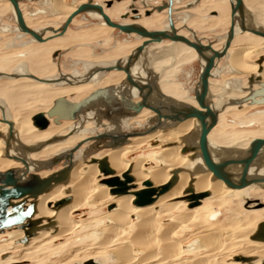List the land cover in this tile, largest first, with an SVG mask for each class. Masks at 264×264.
Masks as SVG:
<instances>
[{
    "label": "bare ground",
    "instance_id": "bare-ground-1",
    "mask_svg": "<svg viewBox=\"0 0 264 264\" xmlns=\"http://www.w3.org/2000/svg\"><path fill=\"white\" fill-rule=\"evenodd\" d=\"M23 1H21L20 5L24 13ZM79 1L82 0H73L72 3H68L67 0H42L40 5L43 9H41L40 14H45L47 18L62 17L67 20L79 6L76 5ZM143 1L146 3V8H148L150 1L160 2V0ZM164 1L166 2V0ZM197 1L199 0L189 5H193L194 7ZM228 1L231 5V1ZM233 1L235 2L236 0ZM0 2L11 5L6 0H0ZM120 2L122 1L118 3ZM178 2L179 0H174V22L180 35L187 37L186 33L180 32V26L183 25L196 31L191 26V24L194 25L196 23V20L194 21L193 18H190V13L184 14L183 12L182 15H179L178 10L182 6L178 7ZM210 2H212L211 4L215 3L218 5L220 9L218 11L226 16V8L228 7L224 3L222 4L214 0L202 1L203 4H210ZM244 3L246 6L247 23L264 31V1L260 0L259 7L257 5L250 7L245 0ZM104 4L105 2H102V5ZM120 8L122 9L121 5L111 12V10L105 7V11L108 16H111L114 12L119 11ZM156 8L154 7V11ZM185 9H188V6ZM12 10L17 25L15 32L18 33V37H30V39L24 43H18L13 40L8 44V51L10 49L13 51L25 49L27 46L38 43L31 36L20 32L13 7ZM227 13L229 23L231 24L230 7ZM81 16H85V19L88 16L91 19L98 20L102 27H106L109 30L113 29L105 24L102 16L98 13L89 12ZM24 17L28 26L31 27L32 23L28 21L25 13ZM162 19L163 25L157 31H167L168 23L165 21L163 15H157L156 13L150 19L134 23L150 29L160 25ZM215 20L211 19L210 22H207L212 23ZM51 29L56 32L59 30L58 27L51 26L44 30L36 31H40L38 33L43 34L45 38H50L51 36H55L50 31ZM133 35L136 34H130L124 42L132 43V41L142 40L140 36ZM226 35L223 38L225 41ZM247 35H250V38H246ZM166 41L153 43L146 48L144 53L136 59L131 69L132 77L135 81L137 79L134 76L147 80V83L138 82L144 85L150 84L149 82L153 81L157 84L160 92L167 98L198 107L195 99L197 87L190 86L185 93H177L172 90V87L168 85L169 81H165L164 77L166 78V72L168 73L170 68L188 59L199 60L202 70L205 62L194 49L187 45ZM38 44L42 46H38L35 50L44 51L46 49L43 46L45 43ZM263 48L264 38L250 32H242L240 22L237 19L236 37L226 56L227 59H225L226 57L224 58L227 60V66L229 67L226 73L230 77L222 85L216 86L218 90L216 88L215 91L212 90L210 85H212L213 78L217 77L221 71L218 70L220 60L216 63L209 81L210 104L215 111L219 112L217 126L227 107H236L244 111L245 106H256L251 105L250 102L242 104H235V102L246 99L249 97L251 91L259 89V83H264V63L260 65L257 62L260 57H264V54H262ZM129 56L130 54L122 55L121 57H126L124 59H119L120 56H117L96 61L79 58L77 59L78 61L73 63L69 74L64 72L60 76H57L59 71L53 77H46L45 64H39L42 68L32 71L30 65L27 63L18 62L11 73L8 74L1 71L0 81L21 82L27 80L30 83L20 86L14 97H12L13 91L8 85L0 83V110L2 113V117H0V172L14 169L20 175L23 173H27V176L36 174L41 178H46L62 169L57 171L52 170L56 165L53 162L56 157H70L69 155H71V151L76 145L94 138L95 135L144 131L154 125V122L150 120L155 119L156 115L151 111L152 114L149 109H143L133 119L120 120L112 124H101L99 119L95 117V112L91 108H88L79 120L56 123L52 119L56 125L63 122L65 124L49 128L50 124L48 126L49 129H40L35 124H32V120L31 122H20L16 117L12 116L6 102L2 99L7 98L11 108H15L16 112H19V109L24 104H34L46 100L56 101L60 98L68 99V97L75 95H79L81 99H84L97 88L111 87L110 94L119 97L123 94L128 99L132 97L137 103L140 100L138 92L123 81L125 78L123 73L112 71L113 73L109 76L100 78L108 74V72L97 71L100 68L113 66L118 60L126 63ZM0 61L5 64L6 58H1ZM79 65L81 66L79 67ZM158 67H161V69ZM29 75H34L46 82L31 79ZM114 75L115 77L112 78ZM241 75L244 79L235 78L241 77ZM252 76L256 79L254 86L249 85V78ZM247 79L248 84L246 83ZM39 87H45L47 90H39ZM242 95L244 97H240ZM152 102H154V99ZM257 112H264V110H258ZM38 113L43 114L46 112L44 108H40L35 113L27 112L23 116L27 118L32 114L34 118V116L39 115ZM144 114L148 115L144 117ZM92 117L94 118L92 119ZM217 126L208 136L210 150L217 163H221L227 158L246 156L250 150L251 143L255 139H264V127H261L263 129L260 130L222 135V138H213L212 134L216 132ZM31 131L33 133H30ZM10 133H12L11 138ZM199 133V123L194 119H189L175 128L160 129L147 135L130 137L124 145L117 148L104 149V145H101L103 146L102 149L98 146L86 145V148H82L69 159L73 163V168L68 179L64 182L53 184L48 192L41 194L35 200V216L33 219L40 220L41 224L36 227L34 236L28 237L27 243H22V240L26 238V229L24 228L14 227L6 230L4 233H0V240H2L0 242V264H13V262L23 264L36 261L35 259H39L40 252L46 251V247L50 243H57L62 239L72 238L73 236L76 241L80 240L82 238V229L84 231L85 227H90L89 231L85 234L88 238L90 236L100 237V241L96 245L97 247L93 248L91 243V245L89 244L84 249L71 250L68 254L66 253L67 255L64 258L52 264L69 262L82 256L91 257L96 254L100 255L106 251L111 253V258H113L115 264H263L264 242L251 239L259 225L257 226L256 224L254 228L249 230L251 228L249 221H254L256 217H264V212L251 211L254 209L250 206L252 203L251 194L264 193V183L236 190L228 187L221 180H215L214 175L206 168L200 151L182 154V149L185 145L182 138L191 134L194 143L197 144ZM37 139L39 140L36 141ZM32 140L35 141L32 142ZM146 146L149 147L150 152L145 155L138 154L139 150ZM46 155L51 156L43 159L42 157ZM104 159L107 161L112 173L105 174L100 169V162ZM22 161H25L26 165ZM69 161H65L64 159L62 162L68 163ZM151 162L155 164L154 167L147 166ZM43 170H48V172L42 173ZM174 171H178V182L170 191L159 196L152 205L146 207L134 205V201L136 200L134 193L146 189L145 183L147 181H150L154 188L161 187L172 179ZM241 172V165L234 166L229 170V173L236 179L239 178ZM125 174H129L133 178V181L129 182L133 187L129 189L128 194L113 195L111 191L114 188L108 186L105 181L115 177L125 181ZM249 177L264 178V148L260 151L258 159L252 164L249 170ZM189 189H192L193 194L209 192L210 195L200 200L198 206L190 208L189 201L186 199L180 200L182 197L191 195ZM67 198L70 199L67 204L62 207H56L59 201ZM238 198L239 206L242 210L238 209L241 212L237 214L238 224H235L236 227L232 224L222 225L221 227L211 224L212 229H203L204 223H207L206 219L208 216L210 221H215L219 216L218 213L213 211L205 217L206 213L213 208V205H217L216 202L210 204L211 201L225 199L231 202L238 201ZM90 206L111 207L102 217H96L97 219L91 217L92 220L83 221V217H78V215L82 210ZM176 212H179V214H175ZM97 221L102 224L100 228L94 226V223ZM193 225L197 228V232L188 233V236L184 238L178 235L183 228L189 226L190 230ZM228 228L238 229V231L233 233L234 235H231L228 232ZM187 239H191V244L185 246L184 243ZM55 249L58 251L59 246L55 247ZM231 249H235V252H230ZM9 253H18V255L7 257ZM192 253H197L196 255L194 254V258L181 259V257ZM45 255L47 256V254ZM237 258H251L252 262L237 261ZM33 264L37 263L33 262ZM94 264H98V261L94 260Z\"/></svg>",
    "mask_w": 264,
    "mask_h": 264
},
{
    "label": "water",
    "instance_id": "water-1",
    "mask_svg": "<svg viewBox=\"0 0 264 264\" xmlns=\"http://www.w3.org/2000/svg\"><path fill=\"white\" fill-rule=\"evenodd\" d=\"M6 1H9L14 9L20 32L31 36L38 43H47L56 37H63L67 33L74 19L89 12L100 14L108 27L118 30L121 34H136L145 40L128 57L126 63L118 60L111 67L97 69V71L101 72L109 73L112 71H119L125 73V82L130 87L136 88L139 91L140 100L137 103L134 102L132 97L128 99L127 97H124L123 94V96H120L119 99L111 97L110 91L112 89H98L91 93L86 99L78 103L70 102L65 98L56 100L54 106L49 111L48 116L49 118L54 119L56 123H59L60 121L74 120L85 107L95 103L96 106L104 108V111H102L103 119L114 123H117L122 118L134 117L142 112L143 109H149L156 115L155 119L150 120L151 122H154V125L144 131L103 133L94 139H88L83 143L78 144L74 149H72L71 155H69L70 157H56L53 161L54 164L62 162L64 159L65 161H69L71 156L88 141L104 142L105 149L117 148L124 145L130 137L147 135L160 129L175 128L189 119H194L200 125L198 142L197 144L194 143L191 134L183 137L182 141L185 145L182 149V154H186L191 151H200L204 164L208 171L214 175V179L223 181L232 189L241 190L250 185L264 183V178L249 177V170L252 164L258 159L260 151L264 148V139H255L251 143L250 150L246 156L241 158H227L221 163H217L214 160L208 140L209 134L217 126L219 120V112L215 111L210 104L209 81L212 76V71L216 67V63L227 56L232 46L236 37L237 19L240 22L242 32H250L258 37L264 38V31L247 23L244 0H236L235 2L230 0L231 25L227 32L224 46L220 50L214 48L212 41L205 42L201 38H198L197 34L189 28L185 27V29L192 33V38L179 34L173 18L174 0H168L156 8L158 12L168 11L169 31H151L141 25L115 22L105 11V7L107 9L111 8L114 5L115 0L105 2V6L94 2L93 0H88L86 3L77 7V9L68 17L57 32L51 29L50 31H52L55 36L50 38H45L43 34L38 33L36 30L28 26L20 5L22 0ZM137 2L138 0H132V5L130 7L131 13L133 14V21L139 20L142 17L140 11L135 6V3ZM199 2L200 1H197L196 4ZM192 7L193 5H188V8ZM145 15L146 17H150L152 15V11L147 10ZM129 16L130 14H126L121 17V20H126ZM17 38L22 37H18L17 35ZM166 40L187 45L188 47L194 49L198 56L205 62L199 77L197 89L195 90V99L198 107L169 99L160 92L156 83L153 85H144L136 82L132 77L131 69L135 64L136 59L144 53L146 48L153 43H161ZM60 54L61 51L54 53V58H57ZM258 63L262 65L264 63V57H260ZM29 77L36 81L46 82L38 79V77L34 75H29ZM255 84L256 79L254 76L250 77L249 85L254 86ZM153 99L154 102H152ZM246 102H250L251 105L256 106L264 105V83H259V89L251 91L249 97L236 101L235 104H242ZM34 124L40 129H46L50 125V121L44 114H39L34 117ZM11 136L12 133H10V138ZM7 146L9 147L8 144ZM22 163L26 165L25 161H22ZM239 165L242 166V172L239 178L236 179L231 173H229V170L232 167ZM72 168V161H69L68 163L65 162L64 167L61 170L46 178H41L36 174H30L27 176V173H23L20 175V173L14 169L0 172V233H4L6 230L14 227L24 228L26 229V238L22 240V243H27L28 237L34 236L36 227L41 224L40 220L33 219L35 216V200L41 194L48 192L53 184L66 181L72 171ZM100 169L105 174L112 173V170L105 159L100 162ZM124 179L125 181H122L120 178L115 177L106 180L105 183L114 188L111 191L113 195H125L128 194L130 189L128 183L133 181V178L130 177L129 174H125ZM177 182L178 171L173 172L172 179L168 183L158 188L152 187V183L147 181L145 183V186L147 187L146 189L134 193L136 197L134 205L138 207L152 205L156 202L159 196L170 191ZM189 192L191 195L185 198L190 202V208L198 206L200 200L207 198L210 195L209 192L193 194L192 189H189ZM69 201V198L62 199L56 204V207H62ZM262 207L263 205L260 203L258 208ZM251 239L254 241L264 242V222L259 224L256 233L251 237ZM236 260L247 263L252 262L251 258H237ZM86 264H94V261H90Z\"/></svg>",
    "mask_w": 264,
    "mask_h": 264
},
{
    "label": "rangeland",
    "instance_id": "rangeland-1",
    "mask_svg": "<svg viewBox=\"0 0 264 264\" xmlns=\"http://www.w3.org/2000/svg\"><path fill=\"white\" fill-rule=\"evenodd\" d=\"M41 1L42 0H32V1L24 0L23 1L24 13L27 16L28 21H30L32 23L31 28L44 30L46 25L47 26L53 25L55 27H60L66 20H64V18H62V17L47 18L45 16V14L41 15L40 11H41V9H43L42 6L40 5ZM94 1L102 4V2H107L110 0H94ZM195 1L196 0H179L180 3L178 2V4H179L178 7L182 6L178 10L179 15H182L183 12L194 13V15L192 14L190 18H193L194 21L196 20L195 21L196 23L194 25L191 24V26L193 27V29L196 30V32L198 31L196 33L197 37L198 38L203 37L205 40L213 41L215 48H217L218 43H220L221 44L220 48H222L223 44L225 43V40L223 38L227 34V32L230 28V25H231L229 23V16L227 13L228 8L230 7L229 1L222 2V4L224 3V5L228 7V8H226V16H224L220 12L221 13L220 19L215 20L212 23H208L207 21L210 22L213 17H209L208 19L204 20L202 18V16L204 14H206V12H211L213 10H220L218 8V5H216L215 3L211 4L212 2H210V4H208V3L203 4L202 3L203 0H199L200 2L198 4H196L194 7L185 9L189 4H193V2H195ZM261 1H264V0H261ZM67 2L72 3L73 0H67ZM86 2L87 1L84 0V2H83V0H82V1H79L78 3H76V5L77 4L79 5L81 3H86ZM115 2L118 3L119 1L115 0ZM156 2L157 1H151L150 4L148 5V8H146V5H145L146 3H144L140 0V2L139 1L137 2L136 6L139 9L142 8L143 10H149L151 7H153V5H156V6L158 5L159 2L158 3H156ZM245 2L250 7L253 5H257L258 7L260 6V0H245ZM116 6H119V5H116ZM119 11H121V8ZM119 11H117L116 13L114 12L112 14V16L115 18V20H114L115 22L124 23V22L130 20L131 16H129L128 19L122 21L120 18L121 14H119ZM156 14L159 15V13H156ZM86 17H87V19H85V16H80V17L75 19L74 23L71 24L68 33L64 37L61 38V39H63L65 37H67V38L72 37L71 38L72 40L69 39L71 41L67 42L65 45L64 44L63 45L58 44V45H52V46H45L46 49L44 51H39V50L34 49L35 45L33 44V46H31L30 48L27 47L25 49H16L14 52H11L9 55L6 54V56H5L4 53L5 52L7 53V51H8V44H10L13 40H15L18 43L28 42V37L17 38L18 33L15 32L17 25H16V21L14 20V13H13L12 7H11V5H7V4L0 2V59L6 58L5 64L3 62L1 63V61H0V72L4 71V72L9 74L12 72L13 68L15 67V65L18 62H25L28 65H30V68L32 71L34 69L42 68L39 64H45L46 77H53V76H56L57 72H56L54 65L51 64V61L49 58H50L51 53L56 49H64V51H61V54L58 56V59L60 61V64H62L63 70L70 72V70L72 69L73 63L75 61H78L77 59H79V58L80 59H82V58L83 59H89L91 61L92 60L96 61V60L104 59V58H114V57H117L120 55H128L131 53V51L133 50L134 47H136L137 45L140 44V41H133L132 43H126V42L122 41V40L128 38L126 34H120V32L118 30H114V29L109 30L106 27H102L100 25V21L95 20V19H91L88 16H86ZM162 21H163V19L161 20L160 25L154 26V27L150 28V30H155V31L159 30L160 27H162V25H163ZM3 30H7V31H3ZM180 30H182L183 33L189 32L188 30L185 29V27H183V25H182V28ZM188 34L190 37L193 36L190 32ZM249 36L250 35H247L246 38H250ZM98 40H103L104 43L101 44L100 41H98ZM55 41H53V42H55ZM77 41H80L78 43H81L82 45L81 44H80V46L75 45L74 49L71 48L68 50L67 47H70V46L73 47V45ZM48 43H51V42H48ZM54 44H56V43H54ZM88 45H91V47H88ZM113 47H115V48H113ZM65 49H67V50H65ZM262 54H264V50H263ZM225 59H227V57ZM225 59L224 60L222 59L220 61L219 66H218V70H221V71H220V73H218L217 77L213 78L212 85H210L212 87L213 91H215L216 89L218 90V87H216V86L222 85L230 77V75L226 73L229 70V67L227 66V62H226L227 60H225ZM79 62H82V61H79ZM166 64H168V63H166ZM168 65H170V64H168ZM80 66L81 65H79V67ZM158 68L161 69V67H158ZM222 70H224V71H222ZM201 71H202V65L199 62V60L188 59V60L178 64L177 66L170 68L169 72L168 73L166 72V75H165L166 78L164 77V80L169 81L168 85H170L172 87L173 91L183 94L187 91V89L190 86L191 87H197ZM113 77H115V75L112 76V78ZM235 78L244 79V77L242 78V75H241V77L238 76ZM115 82H118V81H115ZM0 83L8 85V87L13 91L12 97H14L16 95V91L19 90L20 86L27 85L30 82L27 80L21 81V82L20 81L10 82L9 80H3V81H0ZM246 83L248 84V79H247ZM247 84H246V86H247ZM44 89L47 90L45 87H39V90H44ZM88 90H90V89H88ZM17 94H18V92H17ZM70 97H73V96H70ZM70 97H68V98H70ZM74 97H75L74 101H79L81 99L80 98L81 96H79V95H75ZM240 97H244V95H242ZM2 99L4 100V102H6L8 108L11 112V115L16 117L20 122H24V121L25 122H27V121L31 122V120L33 119L32 114L29 115L27 118L24 117L25 114H27V112L35 113V112L39 111L40 108H42V109L44 108L45 112H47L48 108L54 104L53 100L41 101V102L34 103V104H26V105L24 104L19 109V112H16V109L15 108L12 109L11 106L9 105L7 98H2ZM258 110H260V111L264 110V105L263 106H253V107L252 106L251 107L245 106L244 111H241V110H239V108H236V107H231V108L227 107L225 112L222 114L220 123L216 128V132H214L212 134V137L213 138H215V137L222 138V135H229V134H234V133H241V132H246V131H255V130L263 129L261 127H264V112H257ZM147 115L148 114H144V117H146ZM32 124H33V120H32ZM52 127H56V126H52ZM30 133H33V131H31ZM231 136H232V138H234L233 135H231ZM38 140L39 139H37L36 141H38ZM34 141L35 140H32V142H34ZM149 150L150 149L147 146L142 147L139 150L138 154H140V155L141 154H144V155L148 154V152H150ZM50 156L51 155H46L42 158L46 159ZM133 156H136V155H133ZM147 166L148 167H154L155 164H153V162H151ZM63 167H64V162H59L58 164L55 165V167H53L52 170L57 171ZM46 172H48V170L42 171V173H46ZM122 181H124V180H122ZM130 185H131V183H128L129 188H132L133 185H131V186ZM253 197L263 198V200H264V193L258 192V193L251 194V198H253ZM183 199H186V198L182 197L180 200H183ZM222 200L221 201L216 200V201L210 202V204L216 202L217 205H213V208L208 213H206L205 217H207L208 214L210 212H213V211H215V213H218L219 216L215 221H210L209 216H208L206 219L207 223H204L203 229H205V230L212 229L213 227L211 224H215L214 226H216V227H221L222 225H231V224L235 226V224H238L237 214H239L241 212L240 210H242L238 205L239 202L238 203H237V201H231L230 202V201H226L225 199H222ZM263 200H261V202H264ZM110 207H101V206L100 207H91L90 206V207H87L86 209L82 210L79 213L78 217H83L82 218L83 221H90V220H92L91 217H94L93 219H97L98 217H102L103 215H105L108 212V209H110ZM238 209H240V210H238ZM261 212H264V210ZM175 214H179V212L178 213L176 212ZM236 218H237V220H236ZM263 218L264 217H256L254 221L250 220L249 223L251 225V228L249 230L254 228L256 224L258 226L260 223H262L264 221ZM247 220H249V219H247ZM101 225L102 224L99 221L94 223V226H96V228H100ZM187 227L183 228L182 231L178 234L180 236H183L182 238L188 236V233H191V232L193 233L195 231L197 232V230H196L197 228L194 225L191 226L190 230H189V226H187ZM89 229H90V227H85L84 231L82 229V233H81L82 238L78 241H76L74 239V236H73L72 238L68 237V238L62 239V240L58 241L57 243H50L46 247L47 248L46 251L44 250V251L40 252L41 256L39 255V257H38L39 259H35L36 261H32V262L30 261L28 263H23V264H33V262H35L37 264H52V263L57 262L60 259L64 258L71 250L84 249L89 244L91 245V243L93 245V248L97 247L96 245L100 241V237L99 236H97V237L90 236L88 238V236H86L85 234L89 231ZM236 231H238V229L228 228V232L231 235H234L233 233H235ZM1 241L2 240H0V242ZM184 244H185V246L190 245L191 239L190 240L187 239ZM58 246H59V250L57 251V249H55V247H58ZM9 247H11V246H9ZM230 252H232V253L235 252V249H231ZM45 254H47L48 257ZM194 254L196 255L197 253L187 254L184 257H181V259H183V260L184 259H192L195 257ZM16 255H18V253H9L7 255V257L8 256H16ZM42 256H43V258H42ZM94 260L98 261V264H115V262L113 261V258H111V253L109 251H106L105 253H102L100 255L96 254V255H93L91 257L90 256L89 257H83L82 256V257L76 258L74 260H70L69 262L65 261L62 263L63 264H86V263H89L90 261H94ZM13 264H20V263L13 262Z\"/></svg>",
    "mask_w": 264,
    "mask_h": 264
},
{
    "label": "flooded vegetation",
    "instance_id": "flooded-vegetation-1",
    "mask_svg": "<svg viewBox=\"0 0 264 264\" xmlns=\"http://www.w3.org/2000/svg\"><path fill=\"white\" fill-rule=\"evenodd\" d=\"M139 2H140V0H138ZM142 2H144L143 0H141ZM166 1H168V0H166ZM214 1H216V2H220V3H222V2H224V0H214ZM226 1H228V0H226ZM151 2V1H150ZM150 2L148 3V5L150 4ZM165 1L164 0H160V2L158 3V5L156 6V5H153V7H151L149 10L150 11H152V15L150 16V17H146V15H145V13H146V11L147 10H143L142 8L141 9H139L138 8V10L140 11V14H141V19H139V20H136V21H133L132 20V16H133V14L131 13V10H130V7H131V5H132V0H124V1H122V2H120V3H117V2H115L114 3V5H113V8H111V9H108V10H111V11H113L117 6L116 5H121L123 8L121 9V12L119 13V14H121L120 15V18L122 17V16H124V15H126V14H130V16H131V18H130V20L129 21H126V22H124L125 24H136V23H134V22H139V21H142V20H145V19H150L151 17H153V15L155 14V13H159L157 10H155L154 11V7H159V6H161L163 3H164ZM145 3V2H144ZM157 3V2H156ZM137 4V3H136ZM124 9V10H123ZM124 11V12H123ZM230 11H231V5H230ZM185 13V12H184ZM220 12L218 11V10H213V11H211V12H206V14H204L203 16H202V18L204 19V20H206V19H208L209 17H213L212 19H219L220 17H221V14H219ZM163 15V17H164V19H165V21L168 23V29H167V31H169V22H168V11L166 10V11H164V12H162V13H159V15ZM192 14H194V13H190L189 15L191 16ZM145 15V16H144ZM174 15V17H175V14H173ZM176 15H177V13H176ZM173 17V18H174ZM145 18V19H144ZM15 20V19H14ZM65 20V19H64ZM113 21L115 20V18H113L112 19ZM123 23V24H124ZM176 25V24H175ZM51 26H53V25H51ZM51 26H47V27H45L44 29H46V28H48V27H51ZM144 27V26H143ZM184 27V26H183ZM182 28V26L180 27V29ZM33 29V28H32ZM58 29H59V27H58ZM112 29V28H111ZM35 30H39V29H35ZM148 30H150V29H148ZM187 30V29H186ZM192 30V29H191ZM69 31V30H68ZM151 31H155V30H151ZM194 31V30H193ZM38 32H40V31H38ZM180 32H183L182 30H180ZM195 33H196V31H194ZM68 33V32H67ZM187 34V37H189V38H191V37H193V36H189V32H186ZM46 34H48V33H46ZM180 34V33H179ZM192 34V33H191ZM129 35H127V37H128ZM133 36H137V35H133ZM52 37V36H51ZM139 37V36H138ZM28 39H30V37H28ZM56 39H59V38H55V39H53V40H50V41H48V42H53V41H55ZM127 39V38H126ZM125 40V39H124ZM124 40H122V41H124ZM98 41H100V43L102 44V43H104L103 42V40H98ZM145 40H141L140 41V44L139 45H137L136 47H134L133 48V50L131 51V53L134 51V49H136L137 47H139L143 42H144ZM48 42L47 43H45V45H43V46H47V44H48ZM133 42V41H132ZM166 42H170V41H166ZM36 44H38V43H36ZM35 45V44H34ZM49 45V44H48ZM92 45V44H91ZM91 45H88V47H91ZM31 46H33V44L32 45H30V46H27L28 48L29 47H31ZM115 46V45H114ZM93 47V46H92ZM113 48H115V47H113ZM74 49V48H73ZM65 50H67V49H65ZM69 50V49H68ZM112 50V49H111ZM58 51H64V49H56V50H54L52 53H51V55H50V61H51V64L52 65H54L55 67H56V72H57V74H58V72H59V74L57 75V76H60L61 74H63L64 72L65 73H67V74H69V71H66V70H63V67H62V64H60V61H59V59H58V57L57 58H54V53H56V52H58ZM131 53H130V55H131ZM124 58H126V57H120L119 59H124ZM116 60H118V59H116ZM111 61H115V60H111ZM110 61V62H111ZM58 67V68H57ZM62 72V73H61ZM113 72H110V73H108V74H106V75H104V76H102V77H100V78H103V77H107V76H109L110 74H112ZM120 73H123V72H120ZM124 75H125V78H124V80L123 81H125L126 80V74L125 73H123ZM134 76V75H133ZM134 78H136L137 80V82H140V81H142V82H144V83H147L148 81L147 80H145V79H140V78H138V77H135L134 76ZM150 84H155V82H153V81H151V82H149ZM157 85V84H156ZM105 88H108V87H105ZM105 88H97V89H95L94 91H96V90H98V89H105ZM111 87H109L108 89H110ZM133 89H135L137 92H138V96H139V91L136 89V88H133ZM123 90V89H122ZM94 91H92L91 93H93ZM90 93V94H91ZM89 94V95H90ZM88 95V96H89ZM111 95V97H115L116 99H119L120 97L119 96H115V95H112V94H110ZM87 96V97H88ZM122 96V95H121ZM86 97V98H87ZM74 96L73 97H70V98H68L67 100L68 101H70V102H74V103H78V102H80V101H82V100H84V99H86V98H84V99H82V100H79V101H74ZM133 100H134V98H133ZM55 102V101H54ZM135 102V101H134ZM55 104V103H54ZM54 104L52 105V107L54 106ZM52 107L46 112V113H43V114H45V116L49 119V121H50V126H49V128L51 127V126H59V125H62L64 122H67V121H64L63 123H61V124H59V125H56V124H54V122H53V120L52 119H50L49 117H48V113H49V111L52 109ZM88 108H91L92 109V111H94L95 112V117H97L98 119H99V121H100V123L101 124H112V123H114V122H111V121H108V120H106V119H103V117H102V111H104V108H101V107H99V106H96V104L95 103H93V104H90V105H88L87 107H85L81 112H80V114H78L77 115V117L74 119V120H70V121H76V120H79L82 116L81 115H83L84 113H85V111L88 109ZM151 112V111H150ZM152 113V112H151ZM39 114V113H38ZM153 114V113H152ZM37 115V114H36ZM0 117H2V113H1V110H0ZM35 117V116H34ZM33 118V117H32ZM94 117H92V119H93ZM34 119V118H33ZM32 119V120H33ZM129 119H133V117H127V118H122L121 120H129ZM120 121V120H119ZM33 124H34V121H33ZM65 124V123H64ZM48 128V129H49ZM146 130V129H145ZM127 132H130V131H127ZM103 134V133H102ZM98 135H101V134H98ZM98 135H95V137H97ZM94 137V138H95ZM90 138V137H89ZM94 138H92V139H94ZM86 145L88 146V145H91V146H98V147H100V148H102L103 146H101V145H104V149H105V144H104V142H101V141H88V142H86V143H84L80 148H79V150H81L82 148H86ZM100 145V146H99ZM77 146V145H76ZM75 146V147H76ZM102 148V149H103ZM78 150V151H79ZM101 150V149H100ZM78 151H76L75 153H74V155L78 152ZM264 190V189H263ZM238 200H239V198H238ZM261 200H263V198H256V197H253V198H251V201H252V203H251V207L254 209V210H251V211H263L264 210V207L263 208H258V205L261 203L262 205H264V202H261ZM264 201V200H263ZM239 201H237V203H238ZM238 205H239V203H238ZM248 205V206H249ZM240 207V206H239ZM264 222V221H263Z\"/></svg>",
    "mask_w": 264,
    "mask_h": 264
},
{
    "label": "crops",
    "instance_id": "crops-1",
    "mask_svg": "<svg viewBox=\"0 0 264 264\" xmlns=\"http://www.w3.org/2000/svg\"><path fill=\"white\" fill-rule=\"evenodd\" d=\"M82 4V3H81ZM78 5V4H77ZM80 5V4H79ZM180 8V7H179ZM110 16V15H109ZM111 17V19H113L114 17L111 15L110 16ZM75 22V20L73 21V23ZM71 26V25H70ZM69 29H70V27H69ZM68 29V30H69ZM68 32V31H67ZM67 34V33H66ZM65 34V35H66ZM72 38V37H71ZM70 37L69 38H67V37H65V38H63V39H61V38H59V39H56V41L55 42H51V43H48L47 44V46H52V45H65L67 42H70L72 39H71ZM76 38V37H75ZM69 39H71V40H69ZM201 39L202 40H204L205 42L206 41H209V40H205L203 37H201ZM78 42H80V41H77V42H75V44L73 45V47L72 46H70V47H67V48H71L72 47V49L75 47V45H80L81 43H78ZM213 42V41H212ZM54 43H56V44H54ZM86 43V42H85ZM214 43V42H213ZM82 45V44H81ZM38 46H42V45H39V44H35V48H37ZM221 47V44L220 43H218V45H217V48L216 49H218V50H220V49H222V48H220ZM30 48V47H29ZM34 48V49H35ZM215 48V47H214ZM11 52H14L12 49H10L9 51H7V53L5 52L4 53V55L6 56V54H10ZM79 52V51H78ZM122 55H120V57H121ZM3 57V56H2ZM76 58V57H75ZM83 59V58H82ZM200 62V61H199ZM201 63V62H200Z\"/></svg>",
    "mask_w": 264,
    "mask_h": 264
}]
</instances>
